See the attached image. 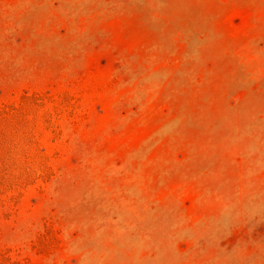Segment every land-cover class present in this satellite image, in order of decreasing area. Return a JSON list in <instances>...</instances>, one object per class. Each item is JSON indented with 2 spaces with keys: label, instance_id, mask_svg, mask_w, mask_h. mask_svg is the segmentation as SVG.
<instances>
[{
  "label": "rangeland",
  "instance_id": "1",
  "mask_svg": "<svg viewBox=\"0 0 264 264\" xmlns=\"http://www.w3.org/2000/svg\"><path fill=\"white\" fill-rule=\"evenodd\" d=\"M0 264H264V0H0Z\"/></svg>",
  "mask_w": 264,
  "mask_h": 264
}]
</instances>
